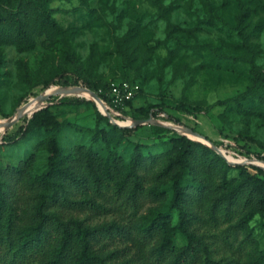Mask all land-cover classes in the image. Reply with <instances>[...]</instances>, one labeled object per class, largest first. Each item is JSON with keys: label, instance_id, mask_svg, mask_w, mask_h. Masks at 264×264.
<instances>
[{"label": "rangeland", "instance_id": "1", "mask_svg": "<svg viewBox=\"0 0 264 264\" xmlns=\"http://www.w3.org/2000/svg\"><path fill=\"white\" fill-rule=\"evenodd\" d=\"M210 1L215 14L206 0H49V9L65 28L64 38L70 42L77 63L63 57L60 49H51L45 37H35L37 46L32 52L4 46L0 63V143L5 136L16 134L33 111L48 103L43 96L51 94L53 100L58 99L63 88L75 87H69L75 83L71 75L65 77L67 86L45 88L44 82L74 71L77 65L92 81L126 79L138 84L142 93L126 112L111 111L109 120L102 119L99 125L98 111L107 115L100 103L53 106L61 122L88 129L99 126L110 138L108 147L102 137L95 141L92 134L66 125L59 135L64 152L80 144L92 146L103 155L112 148L126 162L132 159L138 143L147 146L145 155L166 152L168 141L186 131L163 115L142 120L141 129L129 137L114 126L136 127L140 108L163 102L167 112L218 143L220 150L211 147L220 155H229L237 163L264 165V160L257 157L264 156V0H259L257 14L245 23L239 21V5L244 0ZM60 46L65 45L61 42ZM181 102L212 107L209 112L187 114L175 109ZM46 137L45 130H40L30 133L19 145L0 147L2 165H18L36 153L33 174H41L47 167L48 153L39 144ZM158 166L155 164L153 171ZM107 207L106 214L89 213V223L127 226V232L106 241L107 249L116 252L115 261L163 264L151 255L153 240L142 234L137 223L150 210H166L167 205L145 200L136 211L107 199ZM61 212L65 218L86 217ZM205 219L206 214L201 213L193 228L216 261L246 264L251 253L264 247V230L258 227V219L254 222L256 243L249 242L243 232L234 233L228 224L215 225ZM184 243L178 236L177 244ZM0 264H11L2 251Z\"/></svg>", "mask_w": 264, "mask_h": 264}, {"label": "trees", "instance_id": "2", "mask_svg": "<svg viewBox=\"0 0 264 264\" xmlns=\"http://www.w3.org/2000/svg\"><path fill=\"white\" fill-rule=\"evenodd\" d=\"M258 2L244 0L240 3V23L257 14ZM206 4L215 14L212 2L206 0ZM65 32L50 11L49 0H0V63L4 46L14 45L22 53L32 52L36 50L35 37L38 36L45 37L51 49H60L63 57L76 64L71 44L64 38ZM61 42L65 46L59 47ZM67 75L75 78V83L69 87L96 93L106 103L109 113L115 110L100 90L105 92L112 82L132 83L126 79L104 83L92 81L76 65L74 71L57 74L45 81L44 87L67 86ZM141 93L140 87L136 97L116 111L126 112ZM87 102L95 103L88 97L63 96L54 100L50 97L42 108L31 113L16 134L5 136L0 143V147L15 146L30 133L40 130L47 133L39 144V148L48 153L47 167L41 174H33L36 153L18 165L3 166L0 158V252H4L11 264L19 261L32 264H129L125 261L117 263L116 252L107 249L106 242L127 232V226L117 222L89 223V213L108 212L107 199L131 206L136 211L145 200L167 205L166 210H150L137 223L142 234L153 240L151 255L163 264H224L212 258L207 244L193 228L201 213L206 214L205 221L215 225L228 224L234 233L243 232L249 242L256 243V219L258 227L264 230V165L237 163L229 155H220L218 143L167 112L163 102L140 108L141 114L136 120L156 119L163 115L186 131L168 141L170 148L166 152L145 155L143 150L147 146L138 143L130 162L112 148L103 155L92 146L80 144L64 152L59 135L66 125L92 134L95 141L102 137L108 147L111 145L107 132L99 126L88 129L64 123L53 111L56 105ZM211 107L181 102L175 109L198 115L209 112ZM102 119L109 120V117L98 111V125ZM114 126L127 137L142 127L141 124ZM190 134L197 138L201 135L205 143L196 141ZM257 157L264 160L260 154ZM155 164L159 166L153 171ZM60 209L86 214V217L65 218ZM178 236L185 241L183 245L177 244ZM246 264H264V247L251 253Z\"/></svg>", "mask_w": 264, "mask_h": 264}, {"label": "built area", "instance_id": "3", "mask_svg": "<svg viewBox=\"0 0 264 264\" xmlns=\"http://www.w3.org/2000/svg\"><path fill=\"white\" fill-rule=\"evenodd\" d=\"M139 91H140V86L138 84H134L128 81H123V82H112L108 90L104 92V90L101 89L100 93L106 94V96L110 100V106L112 107L113 110L116 111L120 108L123 109L129 101L133 100L136 97ZM88 92L84 91L75 94L86 95L87 97H91L93 99V97L90 96ZM101 101L107 108L106 103L102 99Z\"/></svg>", "mask_w": 264, "mask_h": 264}, {"label": "water", "instance_id": "4", "mask_svg": "<svg viewBox=\"0 0 264 264\" xmlns=\"http://www.w3.org/2000/svg\"><path fill=\"white\" fill-rule=\"evenodd\" d=\"M88 92L89 90H87V89H83V88H77V87H75V88H64L63 89V93H62V97L63 96H66V95H70V94H75V93H78V92ZM89 93V95L90 96H92L93 97V99L92 100H94L95 102H99L102 106H103V108L106 110V114H107V116L108 117H111V115H110V113L107 111V108H106V106L103 104V102L101 101V99H100V97L97 95V94H95V93H93V92H88ZM51 97V94H46L45 96H43V98H42V100L45 102L48 98H50ZM43 107V106H42ZM143 123V121L142 120H140V121H137L136 122V125H139V124H142ZM198 139H199V141L200 142H203V143H205V141L203 140V137L201 136V135H198ZM207 144V143H206ZM209 145V144H208Z\"/></svg>", "mask_w": 264, "mask_h": 264}]
</instances>
